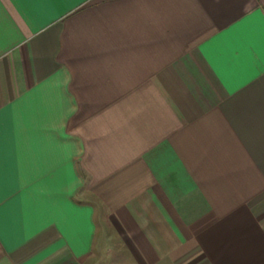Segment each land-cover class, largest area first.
Returning a JSON list of instances; mask_svg holds the SVG:
<instances>
[{
    "label": "crops",
    "instance_id": "0c3cea01",
    "mask_svg": "<svg viewBox=\"0 0 264 264\" xmlns=\"http://www.w3.org/2000/svg\"><path fill=\"white\" fill-rule=\"evenodd\" d=\"M0 264H264V0H0Z\"/></svg>",
    "mask_w": 264,
    "mask_h": 264
}]
</instances>
